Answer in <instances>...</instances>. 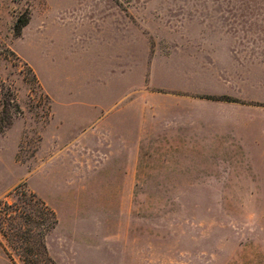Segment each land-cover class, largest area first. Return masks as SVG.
<instances>
[{
	"label": "rangeland",
	"instance_id": "rangeland-1",
	"mask_svg": "<svg viewBox=\"0 0 264 264\" xmlns=\"http://www.w3.org/2000/svg\"><path fill=\"white\" fill-rule=\"evenodd\" d=\"M105 41L116 60H97ZM221 89L264 108V0H0V103L20 108L0 202L56 213L55 264H264V187L246 177L264 161H199L157 118L165 94L240 102ZM105 91L124 115L96 122ZM3 220L0 264H24Z\"/></svg>",
	"mask_w": 264,
	"mask_h": 264
},
{
	"label": "crops",
	"instance_id": "crops-1",
	"mask_svg": "<svg viewBox=\"0 0 264 264\" xmlns=\"http://www.w3.org/2000/svg\"><path fill=\"white\" fill-rule=\"evenodd\" d=\"M102 50L100 56H96L97 60H109L110 53L114 55L113 60L117 59L115 50L109 51L107 41ZM226 69H231V67ZM236 69L247 72V70L252 71L253 68L241 65ZM216 94L234 96L240 98V102L165 94L163 96L164 106L158 111L157 118L158 121L167 122L164 129L174 139L170 142L166 141V144L197 146L196 152L198 156H201L197 160L213 162L214 166H217L216 162L264 161V153L261 152L263 146L261 138L264 136V108L246 101L249 98L241 97L237 90L221 89ZM99 97L106 98L98 104L97 98ZM90 98L92 111L97 113L94 117L96 122H105L115 113L118 117L119 115L123 117L124 105L117 109V112H114L113 108L110 109L111 105L107 104V91L101 94L94 92ZM97 104L99 107L95 106ZM171 108L172 110H169ZM169 113L172 114L171 117ZM261 171H257L258 174L251 171L252 173L246 177L253 185L264 187V169ZM256 178H261V180H256Z\"/></svg>",
	"mask_w": 264,
	"mask_h": 264
},
{
	"label": "trees",
	"instance_id": "trees-1",
	"mask_svg": "<svg viewBox=\"0 0 264 264\" xmlns=\"http://www.w3.org/2000/svg\"><path fill=\"white\" fill-rule=\"evenodd\" d=\"M20 21L17 23L18 31H20L25 23V21L22 23ZM0 105L2 106V110H0V130H3L7 124L9 125L11 123V108L12 111L13 108L16 111H19L20 108L18 102L14 99L11 102L9 99L6 102L3 101ZM26 201L27 198L22 199L18 203H10L8 201L0 202V214L4 218L3 221L8 225V229L4 235L11 245H13L14 239L20 241L21 246L18 248L23 250L19 256L24 264H55L48 255L44 243V234L56 225L58 221L56 213L40 199L35 200L39 204V209L35 213L29 212L26 210L27 207H24L22 203L30 206L31 201ZM36 234H39V240H35ZM36 248L39 249L37 252H35Z\"/></svg>",
	"mask_w": 264,
	"mask_h": 264
}]
</instances>
